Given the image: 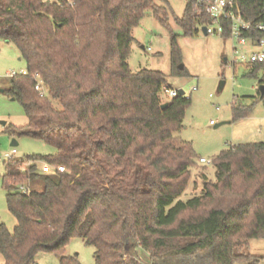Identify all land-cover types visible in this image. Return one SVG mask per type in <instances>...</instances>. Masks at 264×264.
Returning <instances> with one entry per match:
<instances>
[{
	"label": "trees",
	"instance_id": "trees-1",
	"mask_svg": "<svg viewBox=\"0 0 264 264\" xmlns=\"http://www.w3.org/2000/svg\"><path fill=\"white\" fill-rule=\"evenodd\" d=\"M236 3L245 20L264 22V0ZM150 8L164 25L152 0H0V41L14 45L26 69L3 90L27 118L9 130L55 148L3 162L5 204L16 221L13 231L0 225L4 264H34L39 252L80 264L64 255L73 239L95 249V264H140L142 255L149 264H258L244 250L249 240H264V142L221 152L211 161L215 182L174 204L196 159L175 136L191 99L163 100L164 74L129 71L131 31ZM175 22L185 36L213 24L192 0ZM171 63V76L187 77L175 38ZM258 74L264 85V62L247 64L248 76ZM232 111L235 121L251 108L233 104ZM37 161L65 172L40 174ZM25 162L32 164L22 172Z\"/></svg>",
	"mask_w": 264,
	"mask_h": 264
},
{
	"label": "rangeland",
	"instance_id": "rangeland-1",
	"mask_svg": "<svg viewBox=\"0 0 264 264\" xmlns=\"http://www.w3.org/2000/svg\"><path fill=\"white\" fill-rule=\"evenodd\" d=\"M186 3L187 0H152L153 6L165 14L164 25L152 8L144 11L138 25L131 31L133 42L127 58L131 73L140 70L160 72L167 77L170 88L182 90L191 99L185 111L183 127L175 136L191 145L196 159L190 168L188 186L174 204L199 197L205 182H215L214 166L200 163V158L212 161L232 146L264 142V98L258 96V78L261 74L257 77L248 76L247 64L240 59V55L248 59L249 54L258 51V48L248 45L242 47L237 42L223 40L219 34L205 36L198 27L197 33L185 36L175 18L183 16ZM173 38L181 52V65L187 77L171 76ZM233 48H236L238 55L234 54ZM224 59L226 65L223 64ZM25 70V63L20 60L14 45L0 41V91L8 89L10 74H21ZM221 82L224 86L219 91ZM162 98L166 100L164 93ZM52 104L59 109L58 103ZM233 104L251 108L250 114L233 121ZM3 121L6 126L0 125L1 154H8L14 148V159L21 160L55 153V148L41 139L10 132L11 127L25 126L27 118L19 103L13 101L6 92L0 93V122ZM13 140L17 143L15 147L11 146ZM30 164L24 163L25 166ZM34 164L40 174L47 175L53 171V167L43 161ZM3 175L4 164L0 162V225L13 231L16 221L6 208ZM244 251L255 257L258 264H264V240H249L248 249ZM64 255H77L80 264H95V249L85 245L81 239L71 240L64 249ZM138 261L140 264H149L144 255ZM34 262L59 264V258L53 253L39 252ZM0 264H4L1 255Z\"/></svg>",
	"mask_w": 264,
	"mask_h": 264
},
{
	"label": "built area",
	"instance_id": "built-area-1",
	"mask_svg": "<svg viewBox=\"0 0 264 264\" xmlns=\"http://www.w3.org/2000/svg\"><path fill=\"white\" fill-rule=\"evenodd\" d=\"M192 2L196 6L198 14L206 15L213 22V24L205 27L206 35L219 34L222 37L225 29L224 24H227L229 29V38L227 41L237 42L242 47L248 45L258 48V51L249 54L248 59H246L245 56L240 55L241 61H244L246 64H259L264 62V22L252 24L250 21L245 20L237 8L236 0H192ZM244 33H259L262 36H260L259 39L252 37L245 38L243 37ZM233 50L234 54L238 55L236 48H233ZM235 64L236 62L233 63V65ZM25 74L26 72L23 71L19 75ZM15 75L17 74L12 73L8 78ZM33 79L36 81L35 89L40 91L42 82L37 74L33 75ZM163 93L168 99L174 98L178 95V91L173 88H165ZM15 154L16 150L14 148L8 154L0 153V162L3 163L13 159ZM199 161L202 164L211 165L210 160L200 159ZM28 166L23 164L20 167V170L24 172ZM55 172L63 173L65 172V168L62 166L53 168V171L50 174H54ZM19 191L27 193L28 189L24 186H20Z\"/></svg>",
	"mask_w": 264,
	"mask_h": 264
},
{
	"label": "water",
	"instance_id": "water-1",
	"mask_svg": "<svg viewBox=\"0 0 264 264\" xmlns=\"http://www.w3.org/2000/svg\"><path fill=\"white\" fill-rule=\"evenodd\" d=\"M201 32L206 36V28L205 27L201 28ZM224 62H226L225 59H224ZM223 86H224V83L221 82L220 85H219V91L222 90ZM1 93H3V91H1ZM258 93H259L260 98L264 97V85H259L258 86ZM178 95L179 96H184V92L182 90H178ZM166 106H167V104H163V105H161V108L164 109ZM0 125L1 126H6V122H4V121L0 122ZM16 145H17V143L13 140L11 142V146L15 147Z\"/></svg>",
	"mask_w": 264,
	"mask_h": 264
},
{
	"label": "crops",
	"instance_id": "crops-1",
	"mask_svg": "<svg viewBox=\"0 0 264 264\" xmlns=\"http://www.w3.org/2000/svg\"><path fill=\"white\" fill-rule=\"evenodd\" d=\"M7 43V42H6ZM0 93H1V91H0ZM200 159H203V158H200Z\"/></svg>",
	"mask_w": 264,
	"mask_h": 264
}]
</instances>
